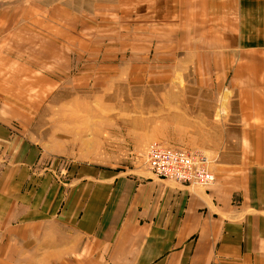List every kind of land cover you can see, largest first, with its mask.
Here are the masks:
<instances>
[{
	"label": "crops",
	"instance_id": "0c3cea01",
	"mask_svg": "<svg viewBox=\"0 0 264 264\" xmlns=\"http://www.w3.org/2000/svg\"><path fill=\"white\" fill-rule=\"evenodd\" d=\"M99 1L102 7L109 3ZM144 1L133 12L140 19L134 29L161 32L193 65V76L209 79L205 89L193 93L226 91L238 131L225 138L237 139L239 146L208 153L214 157L215 181L207 187L159 179L144 159L139 168L122 169L92 161L69 164L63 158L69 167L60 171L54 155L61 148L33 136L14 93L37 80L49 89L55 79L31 66L20 72L26 78L18 76L14 67L20 55L13 45L33 36L45 40L49 24L54 39L83 33L74 10L78 5L0 0V58L13 63L9 70L0 66V264H9L20 250L40 248L51 233L56 241L55 231L66 233L71 245L77 237L87 238L89 264H264V0ZM46 8L55 14L47 15ZM84 17L89 32L86 21H92L87 12ZM215 106L198 107L205 111L194 113V124H209L208 109Z\"/></svg>",
	"mask_w": 264,
	"mask_h": 264
},
{
	"label": "rangeland",
	"instance_id": "374dc122",
	"mask_svg": "<svg viewBox=\"0 0 264 264\" xmlns=\"http://www.w3.org/2000/svg\"><path fill=\"white\" fill-rule=\"evenodd\" d=\"M90 1L92 4L85 6L83 0H73L72 6L78 5L74 10L82 20L78 31L83 33L56 34L54 39V25L49 24L45 40L33 36L30 41L20 40L13 45L16 55H20L16 57L20 64L14 67L17 74L32 67L55 79L56 86L49 88V94L39 80L33 87L16 89L14 93L33 136L43 145L61 148L54 155L58 157L54 159L57 169L63 171L73 161L139 168L145 148L155 142L205 153L212 161L214 157L209 152L222 151L231 143L239 146L237 139L225 138L226 133L238 131L232 122L235 107L226 91L193 93L205 89L209 79L193 76V65L183 61L178 55L182 51L171 47L172 40L166 41L161 32L134 29V22L140 19H134L133 12L147 2L107 0L109 3L102 7L99 0ZM86 12L92 21H86L89 32L85 31ZM46 14L55 13L49 10ZM104 15L106 20H102ZM0 66L9 70L13 63L1 57ZM23 72L20 77L24 79ZM167 75L171 78H163ZM202 95L206 101H201ZM214 104L215 109H208L212 114L209 124L195 125L194 113L205 111L198 107L212 108ZM76 139L85 144L76 145ZM55 232L56 241L52 242L51 233L40 248L20 250L14 260L7 262L89 264L86 250L91 242L87 238L77 237L76 244L71 245L73 241L68 243L66 233Z\"/></svg>",
	"mask_w": 264,
	"mask_h": 264
},
{
	"label": "built area",
	"instance_id": "2783aa9c",
	"mask_svg": "<svg viewBox=\"0 0 264 264\" xmlns=\"http://www.w3.org/2000/svg\"><path fill=\"white\" fill-rule=\"evenodd\" d=\"M155 177L189 186H210L215 181L212 160L205 153L162 143H150L142 156Z\"/></svg>",
	"mask_w": 264,
	"mask_h": 264
}]
</instances>
